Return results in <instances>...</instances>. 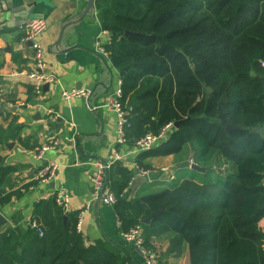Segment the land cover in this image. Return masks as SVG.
Instances as JSON below:
<instances>
[{
    "label": "trees",
    "instance_id": "1",
    "mask_svg": "<svg viewBox=\"0 0 264 264\" xmlns=\"http://www.w3.org/2000/svg\"><path fill=\"white\" fill-rule=\"evenodd\" d=\"M95 13L111 37L103 48L121 81L125 144L134 147L181 123L141 153L138 167L148 172L144 160L178 155L190 145L197 162L219 156L233 168L213 181L184 179L126 201L134 174L114 163L106 186L116 198L121 232L142 226L151 250L152 238L173 233L170 248L186 243L189 264H264V0H95ZM52 203L48 230L39 237L30 229L24 254L17 253V230L0 239V264H123L112 246L86 244L79 217L68 220Z\"/></svg>",
    "mask_w": 264,
    "mask_h": 264
},
{
    "label": "crops",
    "instance_id": "2",
    "mask_svg": "<svg viewBox=\"0 0 264 264\" xmlns=\"http://www.w3.org/2000/svg\"><path fill=\"white\" fill-rule=\"evenodd\" d=\"M87 1H0V176L3 175L0 215L7 222L0 228V239L9 230H17L21 244L17 253L24 254L26 233L32 229L33 221L47 231L44 221L55 215L54 195L64 191L69 197V207L62 211L68 220L79 217L78 231L86 244L106 243L117 251L123 264H144L135 245L121 236L116 205L98 203L92 192V163L105 162L113 153L122 157L116 163L134 174L123 199L132 201L168 189L160 183L162 176L166 180L173 177L172 183L176 184L188 179L178 181L175 173L187 167L186 160L181 157L184 151L146 159L142 164L149 167L148 174L140 176L136 173L139 170H135L139 168L137 160L141 153L117 143V117L105 108V100L121 81L108 57L98 53V45H107L111 37L102 30L95 12L71 25L84 11ZM26 19H42L47 23L40 40L42 68L37 67L30 43L18 31L19 24ZM64 26L67 28L61 36ZM35 72L50 81L39 86L29 78ZM44 85H49L48 90L43 89ZM36 87L38 93L34 92ZM71 90L88 94L85 98L65 100L62 92ZM52 139L58 140L59 146L45 153L42 160L36 159L38 149ZM194 155H197L195 148ZM48 162L58 167L55 177L47 183L36 182L35 171ZM40 204V214L36 216ZM174 238L169 232L152 238L149 245L157 252L161 264H189L186 243L180 249L170 248ZM30 250L32 254L35 251L32 246Z\"/></svg>",
    "mask_w": 264,
    "mask_h": 264
},
{
    "label": "built area",
    "instance_id": "3",
    "mask_svg": "<svg viewBox=\"0 0 264 264\" xmlns=\"http://www.w3.org/2000/svg\"><path fill=\"white\" fill-rule=\"evenodd\" d=\"M95 12V11H94ZM95 16L96 13H95ZM47 30V23L42 19H26L22 21L18 26V31L23 34V40L25 42L30 43L31 50L33 52L34 61L37 64L38 68L43 67V54L42 48L40 44V40L42 35ZM104 45H98V53L102 56H107V53L103 49ZM30 79H33L38 82V85H42L44 83H48L50 80L45 78L43 75L35 72L29 75ZM39 87L34 89V92L38 93ZM86 91H64L62 92V97L65 100H70L73 98H85L87 96ZM122 91L121 84H119L118 88L112 92L105 100V108L111 110L115 113L117 117V143L122 145L125 144V132L126 129L129 128L128 124V113L125 111L122 103ZM173 129V126L167 125L158 136H153L151 134L146 135L144 138L135 142L134 149L138 153H143L152 149L156 143L160 141H164L167 139L169 132ZM59 146V142L56 139H52L49 142L43 144L37 151L36 159L39 161L42 160L45 153L48 151L55 150ZM122 157H120L117 153H113L108 157L107 161H95L92 163L94 167V173L90 178L91 190L97 196V200L99 199L100 193L103 191L102 196L100 197V202L112 206L116 203L115 196L109 191L106 186V178L107 173L111 166L116 163L122 161ZM192 162L189 163V167H191ZM57 165L48 162L45 165H41L36 171L34 178L38 183H47L51 181L57 172ZM138 175L146 176L148 174L147 171L140 170L137 171ZM173 178L170 176L169 180ZM54 203L58 208L63 210H67L69 207V197L64 191H58L54 195ZM80 227V219L77 224V229ZM32 229L36 231L39 237L43 236V231L37 221H33ZM122 238L131 242L135 245L137 250L140 252L144 264H161L159 256L157 252L147 248L145 246L142 226H136L135 228L129 230L126 233H121Z\"/></svg>",
    "mask_w": 264,
    "mask_h": 264
},
{
    "label": "rangeland",
    "instance_id": "4",
    "mask_svg": "<svg viewBox=\"0 0 264 264\" xmlns=\"http://www.w3.org/2000/svg\"><path fill=\"white\" fill-rule=\"evenodd\" d=\"M183 151H182L183 153L181 154V157L183 160H186L187 167L185 169L182 168L179 171L175 172L176 179L178 181L181 180L182 178H188V179L197 180V182L199 183H202V182L204 183L208 181H213L216 178V176L223 177L229 174L233 170L232 166L226 164L225 161L219 156H214V158L208 163H197V167L202 169V172L191 170L188 167L189 163L192 162V165H195L194 162H196L195 161L196 156L194 155V148L188 145ZM135 169H136V166H135ZM137 170L140 171L141 169L137 168L135 171ZM169 177L167 178V180L165 179L164 176L160 178L161 180L160 183L164 184V186L168 189L169 187H172L173 185L176 184V182L172 183L173 179L169 180ZM158 193H161V190L156 192L155 194H158Z\"/></svg>",
    "mask_w": 264,
    "mask_h": 264
},
{
    "label": "water",
    "instance_id": "5",
    "mask_svg": "<svg viewBox=\"0 0 264 264\" xmlns=\"http://www.w3.org/2000/svg\"><path fill=\"white\" fill-rule=\"evenodd\" d=\"M0 1L2 2L3 0H0ZM30 8H31V7H30ZM94 11H95V0H88V1H87V5H86L84 11L78 15L77 20L74 21L73 23H71V25H72V24L77 25L79 22H82V21L84 20V18H85L89 13H92V12H94ZM66 28H67V26H64V27H63L62 32H61V36L63 35V32H64V30H65ZM125 35H126V36H134L135 34L130 33V32L127 31V32H125ZM60 38H61V37H60ZM259 80H260L261 83H264V77H261ZM43 87H44V88H43L44 90H48L49 85H44ZM180 125H181L180 122L175 123V124H173V128H174L175 130H177V129L179 128ZM231 131H233V129H232L230 126H227V127L225 128V132H226L227 134H228L229 132H231ZM162 142H163V141H160V142H158L156 145H158V144H160V143H162ZM190 169H191V170H196V171H202V170H200V169H199L197 166H195V165H191ZM106 184H107V178H106ZM102 194H103V191L100 193V196H99V199H98V203L100 202V197L102 196ZM157 214H158V212L153 213L148 219L142 220V221H141V224L149 225L150 222L156 217ZM6 224H7L6 220L0 215V228H1V227H4Z\"/></svg>",
    "mask_w": 264,
    "mask_h": 264
}]
</instances>
